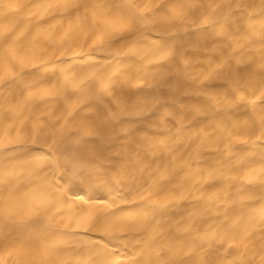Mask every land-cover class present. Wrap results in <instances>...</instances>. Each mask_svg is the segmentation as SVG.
Here are the masks:
<instances>
[{
    "label": "bare ground",
    "instance_id": "bare-ground-1",
    "mask_svg": "<svg viewBox=\"0 0 264 264\" xmlns=\"http://www.w3.org/2000/svg\"><path fill=\"white\" fill-rule=\"evenodd\" d=\"M0 264H264V0H0Z\"/></svg>",
    "mask_w": 264,
    "mask_h": 264
}]
</instances>
